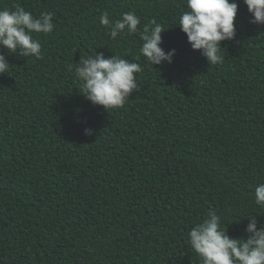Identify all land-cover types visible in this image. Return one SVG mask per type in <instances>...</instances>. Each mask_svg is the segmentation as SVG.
Listing matches in <instances>:
<instances>
[{"label":"trees","instance_id":"obj_1","mask_svg":"<svg viewBox=\"0 0 264 264\" xmlns=\"http://www.w3.org/2000/svg\"><path fill=\"white\" fill-rule=\"evenodd\" d=\"M237 3L235 38L208 65L177 25L185 0H0L54 14L33 33L40 58L0 47V264H200L188 232L209 210L233 238L248 216L264 224V24ZM129 11L166 28L172 63L152 66L138 33L113 39L99 22ZM95 51L142 68L118 109L68 70Z\"/></svg>","mask_w":264,"mask_h":264},{"label":"clouds","instance_id":"obj_2","mask_svg":"<svg viewBox=\"0 0 264 264\" xmlns=\"http://www.w3.org/2000/svg\"><path fill=\"white\" fill-rule=\"evenodd\" d=\"M243 2L251 14L250 22L264 24V0ZM185 3L187 10L181 13L177 25L186 34L191 48L199 50L208 65L223 63L221 42L235 38L237 0H185ZM53 15L44 11L33 16L19 4L11 9H0V47L9 53L40 58L41 44L33 33H51ZM99 22L113 39L125 30L130 35L138 33L142 41L139 52L152 66L172 63L176 50L165 51L160 46L166 28L155 19L141 29L138 27L140 18L132 11L122 13L117 19L104 12ZM10 65L6 55L0 53V73H7ZM68 70L74 71L86 99L107 111L122 107L130 95L140 89L136 74L142 71L141 66L119 55L106 58L95 51L81 56L75 68L70 65ZM84 131L90 135L93 130L85 128ZM254 202L264 208V183L256 186ZM247 218L246 238L230 237L227 228L222 227L221 217L213 210L196 222L188 232L187 243L199 256L200 264H264V224L258 227L255 215Z\"/></svg>","mask_w":264,"mask_h":264}]
</instances>
